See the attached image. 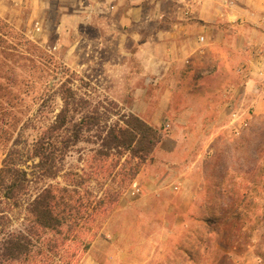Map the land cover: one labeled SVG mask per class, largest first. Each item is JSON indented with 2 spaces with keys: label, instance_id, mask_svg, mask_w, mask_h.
<instances>
[{
  "label": "rangeland",
  "instance_id": "374dc122",
  "mask_svg": "<svg viewBox=\"0 0 264 264\" xmlns=\"http://www.w3.org/2000/svg\"><path fill=\"white\" fill-rule=\"evenodd\" d=\"M54 20L51 16L47 29L38 32L46 43L13 29L42 51L28 49L13 31L11 52L22 58L11 53L5 58L0 44V127L16 126L14 138L30 144L62 108L64 83L83 99L77 118L95 115L100 128L112 120L122 124L134 113L129 91L137 81L112 71L113 54L99 57L95 47L88 57L79 47L69 53L71 48L58 42ZM87 35L98 34L89 30ZM5 110L10 117H4ZM251 116L238 134L226 129L197 146L182 169L168 172L156 163L154 150L119 201L97 217L86 234L90 247L78 253L75 264H264V110ZM94 128L84 132L61 165L63 172L85 167L82 182L90 181L98 191L101 184L90 173ZM129 156L121 158L117 171ZM3 157L0 147V168ZM118 183L114 178V190ZM134 184L141 193L133 194Z\"/></svg>",
  "mask_w": 264,
  "mask_h": 264
},
{
  "label": "crops",
  "instance_id": "0c3cea01",
  "mask_svg": "<svg viewBox=\"0 0 264 264\" xmlns=\"http://www.w3.org/2000/svg\"><path fill=\"white\" fill-rule=\"evenodd\" d=\"M51 16L69 53L113 54V72L142 82L133 114L162 129L154 159L168 172L264 110V0H0V18L44 43Z\"/></svg>",
  "mask_w": 264,
  "mask_h": 264
},
{
  "label": "trees",
  "instance_id": "16d2710c",
  "mask_svg": "<svg viewBox=\"0 0 264 264\" xmlns=\"http://www.w3.org/2000/svg\"><path fill=\"white\" fill-rule=\"evenodd\" d=\"M13 29L0 18L3 55L20 59L22 54L11 52ZM14 35L22 37L28 49L42 51L36 42L18 32ZM68 85L61 86L62 108L40 129L32 144L14 138L16 126L0 127L4 155L0 168V264H75L78 253L90 247L86 234L92 231L97 217L119 201L122 190L140 173L163 137L162 129L133 113L121 120L122 124L112 120L104 128L99 127L95 115L77 118L83 99ZM3 115L10 117L11 112L5 110ZM97 126L90 173L101 184L98 191L90 181L82 182L85 167L63 172L61 165L70 149L82 142L84 132H92ZM125 154L129 159L117 171ZM114 178L119 182L117 190Z\"/></svg>",
  "mask_w": 264,
  "mask_h": 264
},
{
  "label": "built area",
  "instance_id": "2783aa9c",
  "mask_svg": "<svg viewBox=\"0 0 264 264\" xmlns=\"http://www.w3.org/2000/svg\"><path fill=\"white\" fill-rule=\"evenodd\" d=\"M263 21H264V17H263ZM201 40H203V39L201 38ZM260 75L263 76L264 73L260 72ZM231 116H232L233 119H235V118L238 117V111H237L236 107H234L233 104H232V106H231ZM165 128H169V125L167 124V125L165 126ZM238 133H239V132L237 131V134H238ZM141 192H142L141 189H140L139 187H137L136 184H134V186H133V194H135V193L139 194V193H141Z\"/></svg>",
  "mask_w": 264,
  "mask_h": 264
}]
</instances>
